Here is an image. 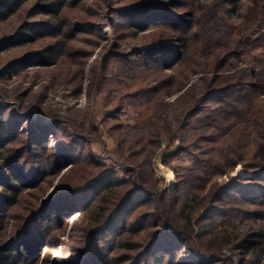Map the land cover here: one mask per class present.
Here are the masks:
<instances>
[{
  "label": "rangeland",
  "instance_id": "1",
  "mask_svg": "<svg viewBox=\"0 0 264 264\" xmlns=\"http://www.w3.org/2000/svg\"><path fill=\"white\" fill-rule=\"evenodd\" d=\"M45 3L29 0L0 22V243L27 248L30 264H256L264 165L249 151L242 120L223 124L215 113L223 130L214 134L205 123L218 86L204 37L216 29L199 24L200 11L188 17L203 3L67 0L59 20L41 13ZM204 3L220 15L229 8ZM240 9L221 16L239 26L264 11V0H242ZM145 16L157 21L150 26ZM175 23L200 37H192L194 73L177 79L169 69L179 52ZM244 50L233 64L264 59V44ZM157 53L170 62L157 65ZM110 174L117 196L133 193L119 216L85 186ZM13 177L23 187L7 200ZM187 224L192 237L179 231ZM133 225L144 231L130 233Z\"/></svg>",
  "mask_w": 264,
  "mask_h": 264
},
{
  "label": "trees",
  "instance_id": "2",
  "mask_svg": "<svg viewBox=\"0 0 264 264\" xmlns=\"http://www.w3.org/2000/svg\"><path fill=\"white\" fill-rule=\"evenodd\" d=\"M27 1L29 0H0V22L15 15ZM44 1L46 3L41 6V13L53 18L54 20H59L66 8L67 0ZM205 1L206 0H195V2L203 3L200 4L201 10L197 7L194 12L188 14V17L193 21L198 11H200L199 13H201L200 15L202 17V21L199 20V24L203 25V23H205L207 25L209 21L212 24L211 26L216 29V31L213 30L206 33L207 35L204 37L206 38L204 44L207 51L213 52L211 54L213 56V60L211 64L207 63V67L210 70L213 67L211 72L213 71L217 73L215 85L218 87L214 88L212 93H215L217 96L215 97V103H217L218 106H216L217 108L208 110L206 119L209 121H204L208 130L212 128V134L213 130L215 132L223 130L220 125L217 126L215 113H217V115L219 113L222 116L221 122L223 124L229 123L233 126L234 122L232 120H242L241 122L247 125V130L249 131V133L245 131L244 135L251 140L252 144L249 151L254 153L253 157L255 156V159H259L260 163L256 164L257 166H261L262 164L264 165V114L262 113L264 107V59L258 57L255 58L254 60H256V64H252L251 66L245 64L243 66H238L233 64L236 60L238 61L246 55V52H244L245 48H249V53H253L264 44V11L260 9L259 12L251 15V17L243 24L234 26L229 24L221 15L226 13L227 16L232 17L240 12L242 0H219L220 5L223 8L224 6L229 7L226 12L222 11L223 14L221 15L219 14L220 12H216L212 10L210 6H207L204 3ZM143 19V22L149 23L150 26L154 25L156 20L154 16H145ZM48 23L50 22H47L46 25H48ZM173 25L175 26H172V30H174L175 33H178L176 43L179 47V52H175V55L178 58L173 65L171 64V66H169V69H171L172 72L175 71V76H172V78L177 79L183 76V74L191 76L194 73V70L190 71L189 64L193 61V58L191 57L193 49L192 37H200L198 33L190 35L192 29L189 27V29H187V27L180 28L181 24L178 23ZM221 27L223 29V33L219 32L222 31ZM49 28L50 27L48 26L46 29ZM63 28V22H60L57 30L61 31ZM152 55L153 54L150 56ZM24 61H26V59H23L21 62ZM167 61L170 62V59H163L162 54L157 53L153 55V62L157 65ZM13 65L14 64L11 65V68ZM250 79H252L251 82H249ZM178 84L173 81V85L178 86ZM211 95L214 94L206 96L205 105L211 99ZM202 97H204V95H202L201 98ZM204 99L205 98L201 100L199 99L198 103H200V101L203 102ZM200 108V105H196L191 113H197V110L199 112ZM6 130L5 124L0 121V135H3ZM18 159H21V157ZM38 159L39 155L36 154L34 161H37ZM5 166L8 167V171L6 172L7 174L11 172L13 173L18 167V162H13L11 164L6 163ZM116 181V175L110 174V176H108V178L101 183L93 182L92 184H87L85 186H89L92 189V192L97 193V196H102V201L107 198L109 203H106L105 205H108L110 208L113 207L111 209L113 211V215L115 214L119 216L122 211L133 203V193H128L122 197L117 196V192L115 191L117 184ZM8 186L12 188L15 193H10ZM8 186H4L3 196L8 197L7 200H10L14 195L17 199L18 190L23 187L22 183L13 177L10 179ZM81 191L82 188L73 189L70 191L69 196L73 197V195L75 196L77 195L76 193H80ZM16 199H14V201ZM161 219H163L162 216ZM166 219L168 220L167 217ZM3 220L4 219H2V215L0 214V229L3 226ZM177 229L179 228L177 227ZM128 231L138 235L143 232L144 229L135 228L133 225ZM179 231L188 237H192L195 233V229L192 224H187ZM263 254L264 253L259 255L256 260V264L264 263ZM28 258L29 252L27 248L24 251L13 250L9 248L8 245L0 243V264H30L27 263Z\"/></svg>",
  "mask_w": 264,
  "mask_h": 264
}]
</instances>
